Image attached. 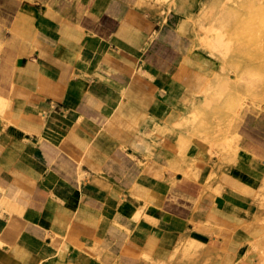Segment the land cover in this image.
<instances>
[{"label":"crops","instance_id":"crops-1","mask_svg":"<svg viewBox=\"0 0 264 264\" xmlns=\"http://www.w3.org/2000/svg\"><path fill=\"white\" fill-rule=\"evenodd\" d=\"M185 4L0 0V95L16 115L0 120V264H164L193 216L242 219L248 200L166 167L194 89L174 84L185 50L153 17L177 14L193 40ZM236 132L264 161V112Z\"/></svg>","mask_w":264,"mask_h":264},{"label":"bare ground","instance_id":"bare-ground-1","mask_svg":"<svg viewBox=\"0 0 264 264\" xmlns=\"http://www.w3.org/2000/svg\"><path fill=\"white\" fill-rule=\"evenodd\" d=\"M159 1L163 2L166 10L171 9L173 2H176L178 5L181 2V0ZM246 1V5L243 7L245 11L243 20L233 32L229 33L227 30H221L220 27L211 28L200 17H197L193 22H187V19L190 17L189 12L191 11L187 4L182 6L181 9L182 23L180 29L183 32L193 33L197 38L196 45L201 47L206 53L219 58L222 68L226 65V62L230 58L229 56L236 51L237 43L241 41L240 39L238 41L236 36H250L252 39L250 40L249 38L250 41L244 44L248 48L255 45L256 49L253 52L252 60L253 62L260 63L264 70V46H261L264 45V0ZM202 32L206 34L204 38L201 36ZM193 65L195 71L193 69L191 71L188 70V72L180 74V77L188 83L193 84L195 90H193L194 92L188 105L175 104L172 123L174 126H181L184 132L193 136L195 135L194 142L190 147L191 156L193 158L199 157L206 159L208 156L206 155L204 157V150L210 146L209 143H212V140L200 133L207 122L203 106H210L213 100L207 95V90L203 89V87L211 84L212 81H216L217 75H215V71L206 68L200 63H193ZM200 84L202 86L201 89H199ZM262 100L264 102V96ZM0 120L8 122L10 120L13 122L16 120V115L10 109V100L1 95ZM226 128H229V126ZM197 132L198 136H196ZM239 138L237 132L233 130L231 133L228 132L224 139L219 140V145L221 147L233 146L241 155L247 156L246 159L248 162L244 164L245 168L243 171L236 170L225 173L217 167V164L214 171L210 172L207 177H200V172L204 168L206 169V161H203L199 165H187L182 167L181 171L185 176L201 181L206 189L215 190L220 186L222 189L248 200L250 204L242 212L243 219L235 226H227V224L216 222L214 215L211 214H207V217L204 219L199 216H193L191 221L194 226L189 236H185L182 243L174 248L164 264H231L230 259L232 256L226 252L230 248L235 247L238 242L242 241L243 244L249 243L253 237L261 239L260 245H255L253 249L259 257L258 264H264V228H262L261 224L264 218L260 213L261 209L264 208V161L250 151H243L238 144L240 141ZM225 159V154H222V156H219L217 163H222ZM166 167L172 175L175 174V171L172 170L170 165H166ZM243 178L244 180L241 181ZM205 220H211L213 222L211 229H207L202 224V221ZM221 234L222 237H219L218 235ZM204 235L207 240L199 241V237ZM218 238H221V244L216 246L214 242H217ZM252 261L251 258L245 259L247 264H251Z\"/></svg>","mask_w":264,"mask_h":264},{"label":"rangeland","instance_id":"rangeland-1","mask_svg":"<svg viewBox=\"0 0 264 264\" xmlns=\"http://www.w3.org/2000/svg\"><path fill=\"white\" fill-rule=\"evenodd\" d=\"M246 2V0H191L192 10L187 22H193L197 17H200L211 28L220 27L221 30H227L229 33L233 32L243 20L245 14L243 7L246 5ZM153 18L157 20L159 31L163 32L170 40L185 50V67L178 70L177 75H180V73L184 74L188 72V70L191 71L194 67L193 63H200L206 68L215 71V75H217L216 81H212L211 84L203 87V89L207 90V95L213 100L210 106H203L207 122L200 132L205 137L212 140V143H209L210 146L204 150V157L207 155L208 158H193L190 153V147L194 142L195 135H190L184 132L181 126L175 125V172L182 173V167L187 165H199L203 161H206L207 164L206 169L204 168V170L200 172V177H207L210 172L214 171L217 164V167L225 173L236 170L243 171L245 168L244 164L248 162L246 159L247 156L241 155L233 146L221 147L219 145V140L224 139L228 132L231 133L233 130L237 131L238 123H240L243 116H245L248 111L255 113L264 112V102L262 100L264 96V70L260 63L253 62L252 60L253 52L256 49L255 45L251 46V48L245 45L246 42H249L252 38H250V36H236V39H240L241 41L238 40L239 43L236 45V51L229 56L230 58L226 62V65L222 68L219 58L206 53L201 47L196 45L197 38L193 33L188 32L194 40L192 46L193 40L191 37L183 36L177 32L176 25L180 18L177 14L172 15L169 21L165 23H161L162 18L160 16H155ZM205 35L206 34L202 32L201 36H203V38ZM177 75L175 74L174 76V84L178 87H180V85H185L186 81L180 79V76L177 78ZM201 84L199 85V89L202 88ZM189 85H191L193 89L195 88L193 84L189 83ZM173 119L174 117L171 119V124H173ZM227 126H229V128H226ZM197 134L198 132L196 136H198ZM160 137L161 136H159L158 139H160ZM238 144L242 147L240 141ZM242 150L245 151L244 148H242ZM222 154H225L226 159L222 163H217L219 156H222ZM243 180L244 178L241 179V181ZM259 183H261V181H259ZM212 191L220 193L227 190L218 186ZM260 213L264 218V208L261 209ZM202 224L205 225L207 229H211L213 222L211 220H205L202 221ZM261 224L262 228H264V220ZM218 236L222 237V234ZM180 238V241L178 240L176 243V247L183 241L182 236ZM251 240L252 241L247 244H243L242 241L238 242L235 247L230 248L226 252L232 256L230 259L231 264H247L245 262L247 258L253 260L251 264H258L259 257L253 248L255 245H260L261 239L253 237ZM199 241L202 242L205 240L200 238Z\"/></svg>","mask_w":264,"mask_h":264}]
</instances>
